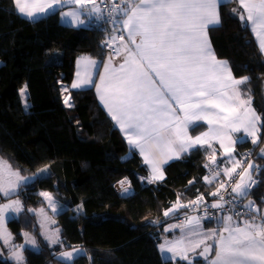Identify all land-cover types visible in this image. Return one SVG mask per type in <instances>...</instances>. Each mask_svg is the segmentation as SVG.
Here are the masks:
<instances>
[{
    "label": "trees",
    "instance_id": "obj_1",
    "mask_svg": "<svg viewBox=\"0 0 264 264\" xmlns=\"http://www.w3.org/2000/svg\"><path fill=\"white\" fill-rule=\"evenodd\" d=\"M233 10L243 11L238 0L220 6L222 26L209 27V37L233 75L248 77L243 90L261 117L258 142L239 140L235 152L241 162L248 154L254 160L257 181L248 196L263 208L264 55L248 23L243 26ZM60 11L21 21L14 0H0V156L23 175L34 176L17 193L22 211L8 220L12 242L0 239V264H16L13 252L19 251L25 233L34 237L37 248H23L24 264H189L165 259L154 230L172 221L182 224L178 217L186 218L198 197L200 203L214 199L212 193L227 175L213 179L206 162L215 153L214 164L225 169V157L216 144L215 149L198 146L169 162L163 180L148 183L147 165L100 102L95 86L70 89L72 107L65 105L62 91L63 84H72L79 57L97 58L102 66L110 56L104 47L109 35L126 38L120 13L107 18L102 10L100 17L75 27L59 19ZM47 43L54 51L45 50ZM25 86L27 96H22ZM197 125L192 130L204 126ZM121 181L133 190L130 194L122 193ZM41 190L50 191L56 201L55 245L44 238L36 212L41 207L51 213ZM178 203L186 207L164 215ZM215 221L202 222L210 227ZM64 247H79L82 253L72 261L60 260L57 252ZM192 256V264H208Z\"/></svg>",
    "mask_w": 264,
    "mask_h": 264
},
{
    "label": "snow or ice",
    "instance_id": "obj_2",
    "mask_svg": "<svg viewBox=\"0 0 264 264\" xmlns=\"http://www.w3.org/2000/svg\"><path fill=\"white\" fill-rule=\"evenodd\" d=\"M63 2L14 0L18 11L28 17L45 13ZM70 2L78 7L63 15L71 17L76 25L84 23L80 17L85 10L89 16L102 15L97 0ZM238 2L243 11L233 12L241 21L250 24L259 48L264 52V0ZM121 4L124 6L118 7L113 3L109 15L116 12L123 15L120 24L127 30L132 47L128 43L122 45L125 58L118 69L112 68L109 57L110 62L103 65L104 72L99 76L100 83L94 86L112 119L126 136L128 144L139 149L145 163L150 166L149 182L163 180L161 166L193 147L211 148L213 141H219L224 154L231 157L237 143L232 139L233 133L243 132L242 140L251 138L253 144L257 143L261 117L251 106V97L245 99L240 91V86L247 82L248 77L235 78L228 62L216 58L208 38L210 26H222L219 8L221 5L226 6V0H121ZM118 39L124 41V36ZM116 40L115 35L111 36L106 46L111 47L112 41ZM114 52L120 55V47H116ZM96 65L95 60L82 58L83 77L77 72V82L71 87L79 89L93 85L90 70ZM26 88L21 89L22 96ZM70 100V95L65 96L64 103L68 107H72ZM199 121L207 122L208 131L195 137L190 136L189 126L197 125ZM210 159L212 163L216 162L214 155ZM232 165L231 168L223 169L230 179L237 168L241 167V161L233 160ZM254 167L248 163L247 168L239 173L238 182L231 189L232 200L224 201L220 195L221 189L225 188L224 183L212 193L213 196L219 195L221 201L212 204V208L224 211L225 204L231 206L229 211L232 214L219 218L222 229L204 232L200 216H187L184 223L172 225L169 229L179 228L181 238L161 244V251L170 252L173 256L179 255L192 264L187 255L189 248L195 251L205 244L206 239L213 238L217 248L210 264H264V216L257 219L260 209L256 208L254 201L242 204L244 212L235 211L236 202L246 198L255 184L251 174ZM219 174L215 173L213 179ZM28 179L0 159V193L3 196L9 197L17 192L20 183ZM208 182L211 183V180ZM125 183L120 182L122 187ZM124 191L128 189L124 188ZM39 195L47 200L53 212L57 210L51 193L41 192ZM201 200L202 197L197 198V201ZM191 206L195 207L196 202H192ZM180 207L186 206L177 204L165 211L164 215L168 216ZM9 211H22L21 202L10 200L9 203L0 204V238L5 243L9 242L11 236L3 227L5 213ZM29 211L35 212L34 209ZM40 212L43 214L44 210L40 209ZM58 232L57 229L47 239L54 244L59 242ZM24 235L28 236L27 233ZM26 242L35 245L34 239ZM22 251L21 248L13 252L16 264H24ZM79 251H66L61 256L71 260L73 252ZM209 251L210 246L205 245L199 255L206 256Z\"/></svg>",
    "mask_w": 264,
    "mask_h": 264
},
{
    "label": "rangeland",
    "instance_id": "obj_3",
    "mask_svg": "<svg viewBox=\"0 0 264 264\" xmlns=\"http://www.w3.org/2000/svg\"><path fill=\"white\" fill-rule=\"evenodd\" d=\"M97 3H98V5H99V0L97 1ZM77 7H78V6L75 5L72 9H70V10H68V11H73V10L76 9ZM93 17H96V15L89 16V15H87V10H85L84 14H82L81 17H80V19H81L82 21H84V23H83V24H80V25H76V24H75L74 26H75V27H80V26H82V25H86L88 22H90V20H91ZM68 19H69L71 22H73L72 19H71V17H68ZM66 24H67V23H66ZM45 50H50V51L52 52V51H54V46H53L52 44L47 43ZM92 60H95V59H92ZM95 61L97 62V60H95ZM98 62H99V63H97L98 65H97L96 70L94 71V75L92 74V73H93V72H92V69L90 70V71H91V74H92V80H93L94 84H93V85H89V86H87V87H91V86H94V85L100 83V78H99V76H100L101 72H100V74H98V72H99V66H100L101 62H100V61H98ZM0 64H1V59H0ZM77 69H78L77 72H80V73H81V77H83L84 72L82 71V69H83V67H82V61H78V68H77ZM75 82H77V79H74V80H73V83H75ZM73 83H72V84H73ZM87 87H84V88H87ZM65 88H67V91H65ZM70 89H73V88L71 87V85H70V86H67V85H65V84L62 85V91H63L64 98H65V96L70 95V93H69V90H70ZM25 96H27V88H26ZM70 103H71V100H70ZM241 137H242V136H240V139H241ZM262 150H264V149H262ZM262 150L260 151L261 154H262ZM0 159H2L3 161H6V160H5L4 158H2L1 156H0ZM6 162H7V161H6ZM248 163H252L253 165L255 164V162H254L253 159H251ZM7 164H9V163L7 162ZM9 165H10V164H9ZM244 168H247V165H244V166H243V169H244ZM11 169H12L13 171H17V172H19L18 170L12 168V166H11ZM239 169H240V168H238L237 171H238ZM252 172H253V169L251 170V174H252ZM19 173H20V172H19ZM20 175H21V176H24V177H28V178H29L28 181H26V182H25V181H22V182L20 183V186H19L17 192L10 194L9 197H5V196H3L2 193H0V204H6V203H9L10 200H19V201L21 202V204H22V201L20 200V198H19V196L17 195V193H18V191H19L21 185L24 184V183H27V182H29V181H31V180H33L34 176H32V175H23L22 173H20ZM253 177H254V176H253V174H252V178H253ZM13 179H14V178H13ZM238 179H239V176H238ZM237 182H238V180H237ZM249 192H250V190H249ZM54 199H55V198H54ZM242 200H243V204H247L248 201H254V198H253L252 196L249 195L246 199L243 198ZM178 204H180V203H178ZM176 205H177V204H175L174 206H176ZM48 206H49V205H48ZM174 206H172L171 208H174ZM40 209H43V210H44L43 214H41ZM178 209H179V208L175 209L173 212H175V211L178 210ZM168 210H169V209H168ZM50 211H51V210H50ZM36 212H37V214H38V218H39V221H40V223H41L42 234H43L44 238H45L48 242H50V241L47 239V237L50 236V235H52L53 233H56V220H55V218H54V216H53V213H52V211H51V213H49L48 211H46L44 208H41V207L38 208V209L36 210ZM173 212H171V213H173ZM19 213H20V212H19ZM19 213H13V212H10V211L5 213V222H4L3 227H4V229L6 230V232L11 233V231H10V229H9V227H8V220H9V218H11L12 216H16V215H18ZM171 213H170V214H171ZM187 216H198V215H197L196 213H194V212H191V213H189ZM45 217H46V219H45ZM234 219H237V218L234 217ZM175 224H177V223H176L175 221H172V222L168 223L165 227L154 230L155 235H156L158 238L161 239L160 245H161V244H164L166 241H173V242H174V241H176V240H178V239L181 238V236H182V232H181V230H180L179 228H172L171 230H169V229H170V226L175 225ZM201 225H202V231H204V232H209V231H212V230H217V231H219V229H218V225H217V224L208 227V226L204 225V223L201 221ZM27 234H28V233H27ZM57 235H58V234H57ZM58 238H59V235H58ZM201 238H203V237H201ZM0 239H1L2 241H4L3 238H0ZM9 239H12V238L10 237ZM28 239H34V237H33L31 234H28V236L25 237V241H24V243H23L22 245L18 246L19 251H20L21 248L23 249V248H24L25 246H27V245H28V246H31V247H33V248H37L36 242H35V245L29 244V243L26 242ZM34 240H35V239H34ZM50 243H51V242H50ZM57 243H58V242H57ZM51 244H52V245H55L56 243H55V244H54V243H51ZM207 244H211V245L214 246V245H216V241H215L213 238H208V239L205 240V244L201 245L199 248H196L195 251H199L203 246H205V245H207ZM216 246H217V245H216ZM75 249H79V250H81L79 247H72V248H65V247H64V248H62L60 251L57 252V257H58L60 260L72 261L76 256L81 255L80 253H82V251H79V252H73V258H72L71 260H68V259H65L64 257H62V256H61V253L66 252V251H73V250H75ZM191 251H192L191 248H189V251L187 252L188 257H190V252H191ZM161 252H162V255H163V257H164L165 259H167V258H171V259H173V260L182 259L179 255L173 256V254L170 253V252H167V251H161ZM214 252H215V248H214ZM213 254H214V253H213ZM212 256H213V255H212ZM212 256L210 257L211 260L215 258V255H214L213 257H212ZM210 259H209V260H210ZM209 260H208V261H209Z\"/></svg>",
    "mask_w": 264,
    "mask_h": 264
},
{
    "label": "crops",
    "instance_id": "obj_4",
    "mask_svg": "<svg viewBox=\"0 0 264 264\" xmlns=\"http://www.w3.org/2000/svg\"><path fill=\"white\" fill-rule=\"evenodd\" d=\"M98 1V0H97ZM226 1H229V0H226ZM75 5L74 4H72L71 2H70V0H64V2L63 3H61V4H59V5H56V6H54L52 9H50L49 11H47V12H45V13H39V14H37V15H35L34 17H28V16H26V15H24V14H21L19 11V15H18V17H19V20H21V21H24V20H32V19H36V18H38V17H41V16H43V15H47L48 13H50V12H52V11H54V10H58V9H61V11H60V15H59V19L63 22V23H67V24H71V25H75V23L74 22H71L69 19H68V17H65L64 15H63V13L64 12H68V10H70V9H72L73 7H74ZM124 5H122V7H123ZM220 13V12H219ZM120 15V17H119V19L120 20H122L124 17H123V15L120 13L119 14ZM248 23V22H247ZM248 25L250 26V24L248 23ZM211 27V26H210ZM251 28V27H250ZM124 30V33H125V36H126V38H124V41H120L119 42V47H120V50H121V54L120 55H118V57L117 58H113L111 55V66H112V68H114V69H118L119 68V65L121 64V63H123L124 62V50H123V47H122V45L124 44V43H128L129 44V47H132V45H131V43L129 42V37L127 36V30L126 29H123ZM253 33V32H252ZM254 35V34H253ZM255 37V36H254ZM208 38H209V40H210V37H209V29H208ZM255 40H256V43H257V45H258V47H259V44H258V41H257V39L255 38ZM139 41V38H137V42ZM210 43H211V40H210ZM211 46H212V43H211ZM212 49H213V46H212ZM260 49V48H259ZM214 50V49H213ZM261 51V50H260ZM215 52V51H214ZM262 54L264 55V52H262ZM215 55H216V58L218 59V60H223V61H227L226 59H223V58H219L218 56H217V54L215 53ZM110 56H108V58L106 59V61L103 63V65L104 64H108L110 61H109V57ZM82 58H90V59H95V60H97V63H99L98 61H100L99 59H97V58H94V57H90V56H87V55H84V56H81V57H79L78 59H77V65H76V72H75V77H74V79H77V68H78V61H82ZM228 62V61H227ZM98 65V64H97ZM97 65H96V67L95 68H93L92 69V74L94 75V71L96 70V68H97ZM103 65L101 66V64H100V66H99V72H98V74H100V72H101V74H103V72H104V67H103ZM228 65H229V62H228ZM230 66V65H229ZM100 67H102L101 69H100ZM82 71H83V69H82ZM233 74V73H232ZM234 76V75H233ZM235 77V76H234ZM235 78H237V77H235ZM237 79H240V78H237ZM73 83V82H72ZM72 85V84H71ZM97 85V84H96ZM96 88V87H95ZM240 91L244 94V98L246 99L248 96H250L251 97V95H250V93H248V92H246V91H244L243 90V85H241L240 86ZM97 95H98V98H99V93L97 92ZM99 100H100V98H99ZM251 101H252V98H251ZM100 102L102 103V105L105 107V105L103 104V102L100 100ZM251 106H252V104H251ZM253 107V106H252ZM105 109L107 110V108L105 107ZM107 112H108V110H107ZM109 113V112H108ZM257 113V112H256ZM258 114V113H257ZM109 115L111 116V114L109 113ZM259 115V114H258ZM260 116V115H259ZM112 117V116H111ZM115 122V121H114ZM199 122H203V124H204V126H201L200 128V130H197V131H194V130H192V126L193 125H190L189 126V128H188V132H189V135L190 136H192V137H195V136H197V135H200L201 133H203V132H206V131H208V128H209V125L207 124V122L206 121H199ZM198 123V122H197ZM115 124H116V122H115ZM117 125V124H116ZM118 126V125H117ZM119 127V126H118ZM258 127H259V132L257 133V136L259 137V135H260V132H261V123L258 125ZM119 129H120V127H119ZM121 130V129H120ZM122 131V130H121ZM122 133H123V131H122ZM123 135H124V133H123ZM125 136V135H124ZM240 136H244V133L243 132H239V133H233L232 134V139L233 140H236V141H239V140H242V139H240ZM125 138H126V136H125ZM251 139V138H250ZM126 140H127V138H126ZM259 140V139H258ZM227 142V141H226ZM258 142V141H257ZM214 144H216L217 145V148H219L220 150H221V152H222V156L223 157H225V159H224V168H231L233 165H232V161L233 160H238V161H240L239 160V157L236 155V152H235V146H234V151H233V153H232V156L231 157H228L226 154H224V152H223V149L220 147V144H219V141H213L212 142V145H213V148L215 149V146H214ZM196 147H198V146H196ZM196 147H193L192 149H194V148H196ZM192 149H190V150H192ZM138 152H139V149H136ZM189 150V151H190ZM139 154H140V152H139ZM185 153H182L178 158H173V159H170V160H167V162L166 163H164L161 167H162V170H163V173H164V178L166 177V171H165V167H166V165L169 163V162H171V161H173V160H176V159H179L181 156H183ZM141 155V154H140ZM215 156V153H212L211 155H210V158L212 157V156ZM141 157L143 158V161H144V157L141 155ZM211 160V159H210ZM215 160H216V158H215ZM251 160V159H250ZM249 160V161H250ZM145 162V161H144ZM146 164V163H145ZM248 163H246V164H243L242 162H241V167H240V169L238 170V171H236V173H233V175L235 174V177H236V181L238 180V176H239V173L243 170V166L244 165H247ZM147 165V167H148V169H149V171H150V175H151V168H150V166L148 165V164H146ZM238 169V168H237ZM252 174H253V172H252ZM148 178V177H147ZM145 179L148 183H151V182H149V180L148 179ZM236 183V182H235ZM125 188H127L128 189V191L127 192H125L124 191V189L122 190V193L123 194H125V195H128V194H130L133 190L130 188V187H125ZM41 192H49V193H51L50 191H48V190H41L40 191V193ZM52 194V193H51ZM52 196H53V194H52ZM247 197H248V195H247ZM246 197V198H247ZM53 198H54V196H53ZM246 198H244V199H246ZM45 199V198H44ZM46 200V199H45ZM55 200V199H54ZM46 202H47V200H46ZM56 202V201H55ZM194 202H197V203H200L201 201H197V200H195ZM254 202H255V200H254ZM47 205H48V202H47ZM255 206H256V208H258V209H260V214H258L257 215V219H260L261 218V216H264V207L263 208H260L259 207V205L255 202ZM49 207V206H48ZM50 208V207H49ZM50 210H51V208H50ZM52 211V210H51ZM57 211V210H56ZM56 211L55 212H53L52 211V213H53V215H55L56 214ZM245 211V209L244 210H242L241 212H244ZM229 214H232V213H229ZM226 215H228V214H226ZM225 216V215H224ZM222 217V216H221ZM235 217V216H234ZM237 218V217H236ZM246 218V217H245ZM218 225V229L220 230V229H222V227H223V225H222V223L220 222V219L218 218L215 222H214V225ZM56 230H57V227H56ZM58 235H59V232L57 233ZM11 237V236H10ZM4 242V241H3ZM12 242V240L11 239H9V242L8 243H5V244H10ZM214 248H215V252H214V254H213V256L215 255V253H216V248H217V246L216 245H214ZM195 252H197V251H191L190 252V255L191 254H194ZM212 256V257H213ZM210 261H211V259L208 261V264H210Z\"/></svg>",
    "mask_w": 264,
    "mask_h": 264
},
{
    "label": "built area",
    "instance_id": "obj_5",
    "mask_svg": "<svg viewBox=\"0 0 264 264\" xmlns=\"http://www.w3.org/2000/svg\"><path fill=\"white\" fill-rule=\"evenodd\" d=\"M99 3H100V7L104 11L105 16L107 18H112V17L116 16V14H117V12H116V13H112L111 16L109 15V11H110V8L113 5V3H115V5H117L118 7H122L121 0H100ZM113 35H115L117 37V40L116 41H112V46L111 47H107L106 44L109 41L110 37L113 36ZM119 36H121L120 33H118V34L113 33V34L109 35L108 41L104 43V47L106 48V50L109 51L110 55L113 58H117L118 57V55L115 54L114 49L116 47H118V42H119L118 38H119ZM249 158H250V154L245 155L242 158L243 164L248 163ZM206 165H207V175H209V176L210 175H215V173H217V172H219L220 175L223 173V169L221 167H219V166H216L211 161L206 162ZM253 180L256 183V181H257L256 178H253ZM235 182H236V177L235 176L234 177L232 176L231 179L227 176L222 181V183L225 184V188L221 189L220 195L223 196L224 201H230V200L233 199V194H232L231 189H232V186H234ZM217 202H221L219 195L214 196V199L212 201L204 202V203H196V206L193 207L192 210H193L194 213H196L198 216H200L202 218L201 221L215 220V219H217V218H219L221 216H224V215L230 213L229 209H230L231 206L228 205V204H225L224 211H221L219 209H215V208L211 207L212 204H215ZM241 207H242V201L238 200L236 202L235 211L241 212ZM178 218H179V222H181V223H183L185 221V216H181V217H178Z\"/></svg>",
    "mask_w": 264,
    "mask_h": 264
},
{
    "label": "water",
    "instance_id": "obj_6",
    "mask_svg": "<svg viewBox=\"0 0 264 264\" xmlns=\"http://www.w3.org/2000/svg\"><path fill=\"white\" fill-rule=\"evenodd\" d=\"M243 26L247 24L245 21H241ZM207 246H210V251L209 253L206 254V256H201L199 253L202 251V249L205 247L203 246L197 253L193 254L192 258L197 259V260H208L214 253V246L211 244H207Z\"/></svg>",
    "mask_w": 264,
    "mask_h": 264
},
{
    "label": "clouds",
    "instance_id": "obj_7",
    "mask_svg": "<svg viewBox=\"0 0 264 264\" xmlns=\"http://www.w3.org/2000/svg\"><path fill=\"white\" fill-rule=\"evenodd\" d=\"M125 187H128V186L125 185V186L123 187V189H124ZM123 189H122V190H123ZM241 201H242V204H243V200H241ZM196 203H197V202H196ZM242 210H243V207H241V211H242ZM192 212H193V211H192ZM190 213H191V212H190ZM219 218H220V217H219ZM217 219H218V218H217ZM217 219H216V220H217ZM197 252H198V251H197ZM197 252H195V253H197ZM195 253H194V254H195ZM209 259H210V258H209ZM209 259H208V260H209ZM208 260H207V261H208Z\"/></svg>",
    "mask_w": 264,
    "mask_h": 264
}]
</instances>
